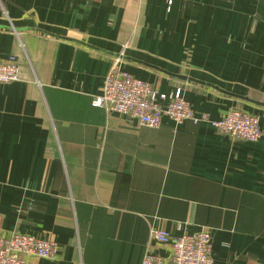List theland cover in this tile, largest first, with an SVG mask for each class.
Wrapping results in <instances>:
<instances>
[{
  "label": "crops",
  "instance_id": "crops-1",
  "mask_svg": "<svg viewBox=\"0 0 264 264\" xmlns=\"http://www.w3.org/2000/svg\"><path fill=\"white\" fill-rule=\"evenodd\" d=\"M168 2L0 0V28L18 31L0 29V61L20 66L0 84V237L53 240L56 259L36 264L169 260L152 229L208 230L213 264H264V0ZM126 45L133 77L183 89L197 116L239 107L261 139L92 107Z\"/></svg>",
  "mask_w": 264,
  "mask_h": 264
},
{
  "label": "built area",
  "instance_id": "built-area-1",
  "mask_svg": "<svg viewBox=\"0 0 264 264\" xmlns=\"http://www.w3.org/2000/svg\"><path fill=\"white\" fill-rule=\"evenodd\" d=\"M173 0H169L172 5ZM128 46L120 52L125 54ZM123 61L114 59L112 70L105 79L103 92L93 98L92 107L109 114L134 119L140 126L158 129L163 118L180 125L191 121L208 124L220 133L235 140L258 142L262 137L260 120L249 113L230 111L219 120L207 114L197 116L178 88L171 96L159 92L151 83L137 79L123 69ZM20 66L15 57L0 61V84L20 81ZM151 236L161 244H170L171 257L166 260L147 251L142 264H213L212 236L204 230L195 235L172 238L160 229H152ZM58 245L51 239L29 234L14 233L0 237V264H36L37 259L54 261Z\"/></svg>",
  "mask_w": 264,
  "mask_h": 264
},
{
  "label": "water",
  "instance_id": "water-1",
  "mask_svg": "<svg viewBox=\"0 0 264 264\" xmlns=\"http://www.w3.org/2000/svg\"><path fill=\"white\" fill-rule=\"evenodd\" d=\"M1 29V28H0ZM1 30H6V31H15L16 33H18L17 30L13 29V28H2ZM35 32V31H34ZM37 32V31H36ZM39 33V32H38ZM41 33V32H40ZM112 58L114 59H120L121 61H123V63H125L128 59H127V56L125 54H122V53H118V54H115L112 56ZM172 77H175L176 79L180 80V81H183V82H191V83H195V84H200V85H205L207 87H211V88H214L216 90H218V88H216L215 86L213 85H210V84H204V83H201V82H198L196 80H193V79H188L186 77H182V76H176V75H172V74H168ZM258 105H264V104H261V103H257ZM231 111H236V112H241V113H247L246 111L242 110L241 108L239 107H235V108H232Z\"/></svg>",
  "mask_w": 264,
  "mask_h": 264
}]
</instances>
